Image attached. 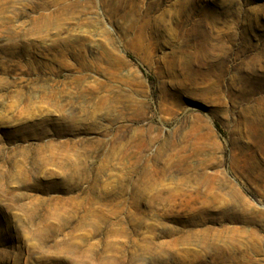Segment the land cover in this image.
<instances>
[{"label": "rangeland", "instance_id": "rangeland-1", "mask_svg": "<svg viewBox=\"0 0 264 264\" xmlns=\"http://www.w3.org/2000/svg\"><path fill=\"white\" fill-rule=\"evenodd\" d=\"M264 0H0V264H264Z\"/></svg>", "mask_w": 264, "mask_h": 264}, {"label": "bare ground", "instance_id": "bare-ground-1", "mask_svg": "<svg viewBox=\"0 0 264 264\" xmlns=\"http://www.w3.org/2000/svg\"><path fill=\"white\" fill-rule=\"evenodd\" d=\"M263 139H261L260 141L263 142L264 141V137H262ZM259 147L260 149L264 150V144L263 143H259Z\"/></svg>", "mask_w": 264, "mask_h": 264}]
</instances>
